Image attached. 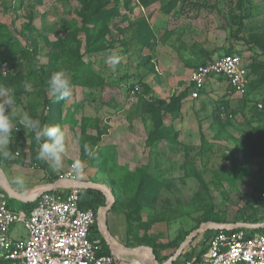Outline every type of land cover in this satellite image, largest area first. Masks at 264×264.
Segmentation results:
<instances>
[{"label":"rangeland","instance_id":"374dc122","mask_svg":"<svg viewBox=\"0 0 264 264\" xmlns=\"http://www.w3.org/2000/svg\"><path fill=\"white\" fill-rule=\"evenodd\" d=\"M83 7L82 0H0L1 49L25 72L12 83L0 79V86L14 90V104H25L21 111L38 119L44 107L54 106L47 101L55 100L48 92L54 71L70 74L72 96L77 85L91 86L93 111L80 98L50 114L72 156L64 154L61 171L75 159L84 161L80 176L108 186L118 199L115 212L131 214L132 237L158 246L181 243L204 222L264 220V158L246 154L264 135V112L257 106L264 84L240 94L223 80H208L199 96H189L179 112L165 116L166 133L178 131L177 139L145 146L154 128L146 102L169 101L195 66L228 50L264 61V51L244 40L264 38V0H149L145 6L140 0H111L102 11L119 13L96 24L82 20ZM113 51L122 57L115 69L106 63ZM135 85L140 92L130 99ZM85 144L94 157L85 155ZM34 150L31 164L47 165ZM139 177L148 179L136 210L131 199ZM94 199L97 205L89 206L98 211L106 196ZM12 234L28 236L22 223Z\"/></svg>","mask_w":264,"mask_h":264},{"label":"built area","instance_id":"2783aa9c","mask_svg":"<svg viewBox=\"0 0 264 264\" xmlns=\"http://www.w3.org/2000/svg\"><path fill=\"white\" fill-rule=\"evenodd\" d=\"M250 64L242 53L232 52L193 68L189 76L193 97L199 96L214 76L227 79L240 94L246 93L253 79ZM0 68L6 71L0 70L2 76L16 70L4 59H0ZM139 92V85L132 87V95ZM257 105L264 111V101ZM49 110L47 105L44 113ZM71 165L57 174L60 180L78 179ZM83 191L73 187L66 194L42 192L29 209L10 208L7 196L0 192V264H120L117 254L102 253L103 239L94 234L97 214L82 206ZM17 223L23 224L27 237L12 234ZM206 244L199 259L187 258L183 264H264V232L218 230Z\"/></svg>","mask_w":264,"mask_h":264},{"label":"crops","instance_id":"0c3cea01","mask_svg":"<svg viewBox=\"0 0 264 264\" xmlns=\"http://www.w3.org/2000/svg\"><path fill=\"white\" fill-rule=\"evenodd\" d=\"M201 64H203V63H201ZM201 64H199V65H201ZM199 65H197V66H199ZM190 73H191V71H189V73H188L187 84L184 87V89L190 87V82H189ZM212 79H214L216 81L217 80H223L229 86H231L229 81L223 77H217V76L215 77L214 76V77H211L209 79V81H211ZM209 81H208V83H209ZM83 85L84 86H79V85L76 86V88H77L76 92L74 93V96H71L70 99H68L66 101H56V102L54 101L53 102L54 106H52V105L50 106V110L47 114L44 113V109H45V107H44L42 109L41 113L37 114L39 117L38 120L40 121V119H41L40 117L45 115V116H47L46 124L52 125L53 124L52 123L53 117L51 118V115H50L52 111H55V109H56L58 111V113L60 111L64 112V109L67 108V105L69 104V102H72V104H75V102H77V100H79L80 98H83L86 100V104H88L86 109L93 111L94 106H93V102H91L92 98H93L92 97L93 93L91 92V88H89L91 86L89 84H83ZM131 89H132V87H131ZM131 89H130L129 95H128L130 97V99L134 98V97H132L134 95L131 94ZM191 95H192V91L190 89L189 95L184 100V102H186L189 99V96H191ZM49 98H51V97H49ZM20 104L21 103H17V105L13 104V106H11L12 112H14L15 114H17V112H22L21 109H24V108H22V106L24 107L25 104L24 103H22L21 105ZM55 105H57V106H55ZM55 107H58V109ZM120 111L125 112V109H120ZM29 114L32 116L31 113H29ZM118 114H119V112H118ZM192 115L195 119L196 115L194 114L193 111H192ZM116 116L118 117L117 114H116ZM182 116L183 117H185V116L189 117V113H186L185 115H182ZM138 121L140 122V119ZM197 124H198L197 128H199V131L201 132V140H202L203 126L200 123H197ZM140 127L141 126H139V125H138V127H136L138 131L140 130L139 129ZM15 130L20 131L23 135V138L25 139V144H24L25 146L23 148V151L19 149L22 153L24 152V158H20V154H16V152H18V151H16L15 153H12V155L7 159L0 158V192L4 193L7 196L10 208H12V209H29V208H31L27 205H29L30 203H34V202L36 203L37 197L41 194V192L44 191L43 188L46 187L47 185H50V184H56V185L52 189H47L48 191L66 194L71 188L76 187V186L72 187V186L68 185L66 182H70V183H74V184L77 182H80V181L81 182L98 183V182H94L92 180H89L87 178L81 177L80 175H78V179L76 181L60 180L57 177V174L59 172H63V171H61V168L60 169H53L48 164L43 165L42 167H41V165L34 166V164H31V163H34L33 161H31L32 160L31 157H33V155L35 154L34 153L35 150L32 149L33 148L32 147L33 138L30 136V132H27V134H26V130H24L22 128V125H20L19 123L16 126H14V128L12 129V131H15ZM34 146H37L39 148V145H34ZM145 146L147 147V143H145ZM65 153H67L70 156V158L72 157L70 152L67 149H66ZM262 158H264V156L254 157V159H262ZM147 161L154 162V161H158V160H151L150 158H147ZM69 166L67 167V169L69 168ZM154 171H155V169H154ZM16 176H22L24 178L25 186L23 189H21L19 186H17L14 183V178ZM1 181L5 184H8L12 188V190L15 193H17L21 198H16L13 195H11L8 191H6L3 187V185L1 184ZM61 183H63V184H61ZM82 189L84 190L83 191V201L93 199V197H95L96 194H101V195L106 196L105 204L107 203L109 197H108V194L105 193L104 191H101L99 189L92 188V187L82 188ZM155 189H157V188H155ZM161 189H163V188H161ZM253 189H259V187L255 186ZM22 198L32 199V201L27 202V201H24ZM115 198H116V196H115ZM117 200L118 199L116 198L112 207L106 213L107 226H108L110 235L112 237V240L115 243L122 244L128 248H137L139 246H150L153 248V252L155 254L156 259L162 264H168V261L175 254V252L177 251L179 246L175 250H173L171 247L166 248V249L155 250L154 247L152 246V242H154V241L143 240L139 237L136 239L133 238L132 234H131V230L128 227L129 226L128 216L126 218V214H124L122 212H118V213L115 212L117 205H118ZM82 204H83V202H82ZM104 205H102V206H104ZM85 208H88V207H85ZM98 211H99V209H98ZM98 211H96L97 219H98ZM108 214H111V216L107 217ZM258 219L259 218L253 216V217H249L245 221H236V222L264 223V220H258ZM98 221H99V219H98ZM217 222H219V221H217ZM223 223H235V222H224L223 221ZM96 224H97V228L95 230H99L101 232V235H98V236L104 238V240H105V242H106V244L110 250V253H115L121 257L122 260H121L120 264H154L153 263V255L148 248L142 247V248H140L134 252H130V251L129 252H127V251H121L120 252V251L112 250L111 246L107 243V241L103 235V231H102L100 224L98 222ZM236 229H239V228H233V229H229V230L226 229V230L233 231ZM244 229L246 231L258 230V229H250V228H244ZM216 231H218V230L209 229V230H206V231L200 233L198 236H196L198 238L194 242H193V240L196 237L186 247H184V249L180 253L179 257L177 259H175L172 264H183L184 260L187 258L188 259H191V258L192 259L193 258L199 259L201 253L207 248L206 239H208Z\"/></svg>","mask_w":264,"mask_h":264},{"label":"trees","instance_id":"16d2710c","mask_svg":"<svg viewBox=\"0 0 264 264\" xmlns=\"http://www.w3.org/2000/svg\"><path fill=\"white\" fill-rule=\"evenodd\" d=\"M110 1L111 0H82L84 7H83V10L81 12H79V14H81L82 20L86 23L96 24V23H99L102 21L105 22L111 16L117 15L119 13L118 10L102 11V9L104 7H106ZM140 2L145 6V5H148L149 0H140ZM239 24L240 25L238 27V32H240L242 29V21L239 20ZM244 40L247 44H250L251 46L255 45L260 50L264 51V38H262L261 36L253 35V36L248 37V38L244 37ZM232 52H235V51L228 50L224 54H228V53H232ZM0 59L7 60L16 67V70L13 74H10L8 76H2L0 74V79L4 80L6 83H8V82L12 83L15 79H23L24 78V74H25L24 69L21 66H19L18 64H16L14 60H12L10 54L4 53V51L1 49V44H0ZM212 59H214V58H211L207 61H204L203 64H205L206 62H208ZM250 69H251V74L256 75V80L252 79L251 83L249 84L248 89L251 87L255 88L259 84L263 85L264 84V61L253 59L251 61V64H250ZM190 89L192 91L191 86L181 90L179 93H176L173 96H171L169 101H166L164 99H153V100L146 102V111L150 114V116L153 120V123H154V128L150 132L148 139H147V142H146L147 146H152V145H154V143H156L162 139H169L171 141H174L177 139L178 131L173 130V133H171V135L166 133L167 128L164 125V118H165V116H167L169 114L177 113V112H179V110H181L182 104H183L184 100L188 97ZM18 93H20V92H18ZM47 101L50 104H52L55 100L53 98H51V99H48ZM261 101H264V98ZM261 111H263V110H261ZM10 114H12V113L10 112ZM40 118H41L40 119L41 124L45 125L47 122V116L43 115ZM258 129H261V128H258ZM11 134H12L11 136H12V140H13L12 144L10 145L11 153H15L16 151H18L20 154V158H24V152L22 153L20 151V150L23 151V148L25 146L24 145L25 139L23 138L22 133L20 131L15 130V131H12ZM30 136L33 138V145H32L33 148L32 149L34 150V145H38V143L36 142L35 136L33 133L30 132ZM204 140H205V137H204V134L202 133V141H204ZM246 154H249L252 157L260 156L261 154H264V135H261L256 143H254V144L251 143V147H250L249 151L246 152ZM147 179L148 178L139 177L138 180L136 181L137 185H136V188L134 190L133 197L131 199L133 201V203H135V206L137 207L136 210H138L140 205H142L140 200L142 197L145 196ZM160 184L161 183H159V185ZM159 187H161V185ZM158 195H159V189H154V194H153L154 198H156ZM94 198H93V200L91 199L90 201L89 200L83 201L82 205L84 207H90L89 205L96 206L99 201L95 200ZM35 204L36 203L34 202V203H30L27 206L32 208ZM130 216H131V214H128L129 225H130V221H131L129 218ZM210 218L211 217H207L205 219V221H208ZM216 221H219V220H216ZM95 227L97 228V224L95 225ZM226 231L230 232L228 230H226ZM259 231L264 232V228L258 229V230L247 231V232H248V234H252L255 232H259ZM101 238L103 239V243H104V248H103L102 253H110V250H109L104 238L103 237H101ZM197 238L198 237H196L193 240V242ZM158 245H160V244L152 242V246L154 247L155 250L165 249V248H169V247H171L173 250H175L180 245V243L175 241V242L169 243L166 246H158Z\"/></svg>","mask_w":264,"mask_h":264},{"label":"clouds","instance_id":"9594fccd","mask_svg":"<svg viewBox=\"0 0 264 264\" xmlns=\"http://www.w3.org/2000/svg\"><path fill=\"white\" fill-rule=\"evenodd\" d=\"M122 57L116 52H112L106 57V63L113 66V69L119 65ZM6 67V66H5ZM0 70L5 71L3 68ZM6 72V71H5ZM25 90L31 88L30 84L24 85ZM72 79L65 70L54 71L48 81V92L56 101H66L72 96ZM14 104V90L0 86V158L7 159L12 153L10 145L12 144L11 132L14 127L12 120L18 118L19 124L27 132L35 136L39 145L36 159L44 161L53 169H60L63 166V156L66 152L65 132L59 125H42L38 119L33 118L27 111L16 114V117L10 114V108ZM85 155L89 158L94 157L93 151L87 144L84 145ZM73 172L80 175L84 171V161L75 159L71 165ZM14 183L21 189L25 186L22 176H16Z\"/></svg>","mask_w":264,"mask_h":264},{"label":"water","instance_id":"95a60500","mask_svg":"<svg viewBox=\"0 0 264 264\" xmlns=\"http://www.w3.org/2000/svg\"><path fill=\"white\" fill-rule=\"evenodd\" d=\"M68 185L70 186H76L79 188H96L99 189L101 191H104L105 193L108 194V201L107 203L99 208L98 211V219H99V224L102 228L103 231V235L107 241V243L111 246L112 250L115 251H127V252H134L137 251L140 248H148L152 255H153V263L154 264H162L160 263L156 257L155 254L153 252V248L150 246H139L137 248H128L122 244H117L112 240V237L110 235L108 226H107V221H106V213L107 211L112 207L113 203L115 202V195L113 194L112 190L100 183H91V182H77V183H70V182H66ZM1 184L3 185L4 189L6 191H8L11 195H13L16 198H21L17 193H15L12 188L8 185L5 184L1 181ZM63 184V183H61ZM56 184H50L47 185L46 187H44V191H48L47 189H52ZM42 193V192H41ZM24 201L30 202L32 201V199H24L22 198ZM250 228V229H262L264 228V223H249V222H235V223H223V222H204L202 223L200 226H198L197 228H195L194 230H192L187 236L186 238L182 241V243L179 245L177 251L175 252V254L170 258V260L168 261V264H172L173 261L175 259H177L180 255V253L182 252V250L184 249V247H186L196 236H198L200 233L209 230V229H216V230H226V229H233V228Z\"/></svg>","mask_w":264,"mask_h":264}]
</instances>
